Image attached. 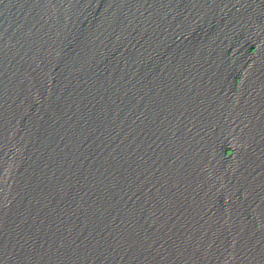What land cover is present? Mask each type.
<instances>
[{"label":"water","instance_id":"1","mask_svg":"<svg viewBox=\"0 0 264 264\" xmlns=\"http://www.w3.org/2000/svg\"><path fill=\"white\" fill-rule=\"evenodd\" d=\"M0 264H264V0H0Z\"/></svg>","mask_w":264,"mask_h":264}]
</instances>
